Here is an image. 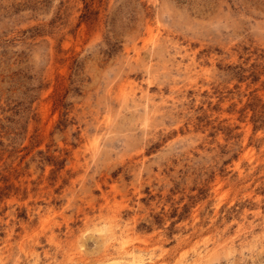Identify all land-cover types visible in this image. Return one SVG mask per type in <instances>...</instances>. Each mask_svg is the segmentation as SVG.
I'll return each mask as SVG.
<instances>
[{
  "label": "rangeland",
  "instance_id": "rangeland-1",
  "mask_svg": "<svg viewBox=\"0 0 264 264\" xmlns=\"http://www.w3.org/2000/svg\"><path fill=\"white\" fill-rule=\"evenodd\" d=\"M264 264V0H0V264Z\"/></svg>",
  "mask_w": 264,
  "mask_h": 264
},
{
  "label": "bare ground",
  "instance_id": "bare-ground-1",
  "mask_svg": "<svg viewBox=\"0 0 264 264\" xmlns=\"http://www.w3.org/2000/svg\"><path fill=\"white\" fill-rule=\"evenodd\" d=\"M111 264H124V262H121L120 260H115V261L112 262Z\"/></svg>",
  "mask_w": 264,
  "mask_h": 264
}]
</instances>
